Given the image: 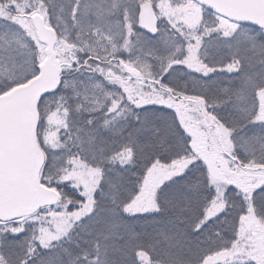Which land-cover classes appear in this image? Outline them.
Returning a JSON list of instances; mask_svg holds the SVG:
<instances>
[{"label": "snow or ice", "instance_id": "obj_1", "mask_svg": "<svg viewBox=\"0 0 264 264\" xmlns=\"http://www.w3.org/2000/svg\"><path fill=\"white\" fill-rule=\"evenodd\" d=\"M0 264H264V0H0Z\"/></svg>", "mask_w": 264, "mask_h": 264}]
</instances>
